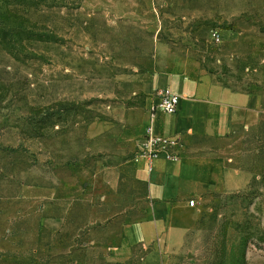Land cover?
<instances>
[{
  "label": "rangeland",
  "instance_id": "rangeland-1",
  "mask_svg": "<svg viewBox=\"0 0 264 264\" xmlns=\"http://www.w3.org/2000/svg\"><path fill=\"white\" fill-rule=\"evenodd\" d=\"M166 64L259 107L211 144L249 186L197 200L161 264H264V0H0V264H144L147 249L119 254L149 212L124 165L151 108L143 72Z\"/></svg>",
  "mask_w": 264,
  "mask_h": 264
},
{
  "label": "crops",
  "instance_id": "crops-1",
  "mask_svg": "<svg viewBox=\"0 0 264 264\" xmlns=\"http://www.w3.org/2000/svg\"><path fill=\"white\" fill-rule=\"evenodd\" d=\"M142 77L139 92L149 108L163 91L181 96L177 112L158 113L153 126L156 136L175 139L177 145L174 157L166 152L153 159L143 155L149 111L132 133L139 155L124 168L130 177L146 182L149 212L142 221L126 226L119 254L132 256L135 248L147 249L144 264H161V250L182 247L196 227L200 207H191L190 199L202 202L210 195L249 186L251 175L236 169L233 158L219 154L211 144L226 140L237 124L256 114L259 100L221 85L207 73L176 64L144 71Z\"/></svg>",
  "mask_w": 264,
  "mask_h": 264
},
{
  "label": "built area",
  "instance_id": "built-area-1",
  "mask_svg": "<svg viewBox=\"0 0 264 264\" xmlns=\"http://www.w3.org/2000/svg\"><path fill=\"white\" fill-rule=\"evenodd\" d=\"M181 102V96L169 90L163 91L158 96V101L150 108V119L147 128V143L143 155L150 159L160 156L163 152L168 153L169 157H174L173 149L177 145V140L166 139L156 136L154 133V121L158 113H175L177 112ZM189 205L195 207L197 205L196 198L189 200Z\"/></svg>",
  "mask_w": 264,
  "mask_h": 264
}]
</instances>
